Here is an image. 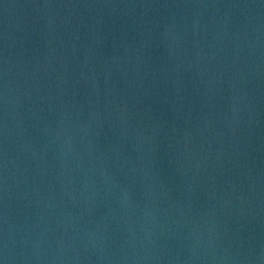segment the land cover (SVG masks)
Returning <instances> with one entry per match:
<instances>
[{
  "label": "water",
  "instance_id": "obj_1",
  "mask_svg": "<svg viewBox=\"0 0 264 264\" xmlns=\"http://www.w3.org/2000/svg\"><path fill=\"white\" fill-rule=\"evenodd\" d=\"M0 264H264V0H0Z\"/></svg>",
  "mask_w": 264,
  "mask_h": 264
}]
</instances>
